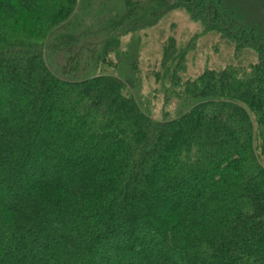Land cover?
I'll use <instances>...</instances> for the list:
<instances>
[{"label": "trees", "instance_id": "obj_1", "mask_svg": "<svg viewBox=\"0 0 264 264\" xmlns=\"http://www.w3.org/2000/svg\"><path fill=\"white\" fill-rule=\"evenodd\" d=\"M79 2L0 0V264H264V22L172 0L257 62L183 79L165 45L154 77L174 104L155 119L122 79L78 78L81 53L73 78L50 67Z\"/></svg>", "mask_w": 264, "mask_h": 264}, {"label": "rangeland", "instance_id": "obj_2", "mask_svg": "<svg viewBox=\"0 0 264 264\" xmlns=\"http://www.w3.org/2000/svg\"><path fill=\"white\" fill-rule=\"evenodd\" d=\"M228 1L247 14L257 13L255 20L264 22L262 0ZM171 2L80 0L69 23L57 29L47 41L48 46H52L72 40L55 53L47 49L50 67L62 77L73 78L74 56L81 53L78 78L101 73L122 79L142 109L158 119L163 109L172 110L174 104L172 101L165 104L160 83L154 77L165 45L174 44L182 51L183 79H195L204 71H219L229 66L248 68L257 62V53L253 49L236 51L231 40L222 38L217 31L204 30L183 8L167 10ZM158 11L163 14L154 25L131 34L112 37L104 32H91L131 24Z\"/></svg>", "mask_w": 264, "mask_h": 264}]
</instances>
